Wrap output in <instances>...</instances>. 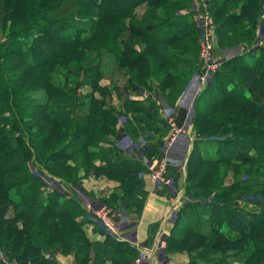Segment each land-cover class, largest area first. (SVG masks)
Here are the masks:
<instances>
[{
  "label": "trees",
  "instance_id": "1",
  "mask_svg": "<svg viewBox=\"0 0 264 264\" xmlns=\"http://www.w3.org/2000/svg\"><path fill=\"white\" fill-rule=\"evenodd\" d=\"M137 1L120 0L119 5L112 6L117 0H81L79 5L84 4L89 13L98 19V23L103 25L104 22L111 23L113 22L112 20H117L122 15L128 14L130 7ZM145 1L147 0H142L140 4H145ZM148 1L152 4V9L157 10L158 7L168 4L170 0ZM228 1L233 0H222L220 3L218 0H212L213 4L218 2V9L213 10L212 14L216 17L221 15L220 19L223 22L218 27L221 31L226 33L234 32L237 29V24L242 19L246 20L250 25L256 22L255 15L260 8L259 0H244L242 10L237 14H233V16H228L227 10H225ZM62 3L63 0H6L8 9L5 19L12 21L13 26L21 25V27L12 32L11 37L2 43L0 48L2 49L5 44L10 46L6 49L7 52L14 56L22 57L25 60V64H29V70H32L30 68L33 67L37 68L36 66L46 68L55 59L68 55L69 51L75 46V40H78L73 35L68 36L69 31L67 29L71 26L68 25L66 27L67 25L64 23H52L50 20L47 23V19H44L43 22L45 21L49 27H45V29L41 27V30L39 28V33L31 34L35 30L34 24H32L33 21L40 16L54 14V11ZM181 3L182 0H172V5ZM108 7L112 9V12L107 11ZM122 7H126L124 12L121 9ZM157 16L149 15V18H146L145 25L140 26L139 29L134 25L135 28L133 30L136 29L138 37L147 44L146 52H141L140 54L133 50V46L127 48L125 50L127 62L125 71L139 69L138 73L140 72L141 75V71L145 68L147 62L149 64L154 63V66L159 69H165L166 73H164L162 86L159 90L161 95L165 94L166 99L173 104L179 98L180 93L178 94V92L182 91L186 86L185 77L187 73L185 72L187 71L178 70L179 73H176V68H169L167 64L174 63L176 66L186 67L184 60L176 58L175 61L174 55L176 53H179L182 57H186V55L189 57L192 52L193 57L196 58L198 52L197 39L200 36L199 29L194 21L178 15L177 12L164 19L159 16L160 19H158ZM225 16L228 18H225ZM54 27L58 28L53 30ZM61 27L65 28L61 29ZM229 27H231V30ZM99 28L93 34L98 35L100 33ZM46 31L55 33L57 38L60 36L59 38L68 42L73 41L74 43H68L67 45L65 43L64 47H59L60 42L55 43L50 38V40L47 39L48 33ZM25 33L32 40L28 46L24 45L21 40ZM192 33L196 37L193 44H190V46L189 44H182L180 46L181 39H190L193 36ZM219 42L223 43V39L219 38ZM130 43H132V38ZM69 45H72V47L69 48ZM29 58H31V62H27ZM36 59L39 62H43L42 67L39 63L35 64ZM253 62H258L264 68V48ZM31 63L34 65H30ZM0 66L2 65L0 64ZM243 66L240 59L236 58L223 61L222 68L215 73V81H212L206 87L199 99L200 103L205 100L204 106L199 102L196 105L197 112L193 123L194 132L198 140L195 142L187 165L185 192V196L191 201L184 204L181 209L180 215L185 222V228L183 229L185 237L182 242L177 244L181 252L185 250L192 252L203 248L208 249L212 254L222 253L226 258L219 261L210 260L201 257L202 254L199 252L200 256L197 255V257L190 258L188 264H264V70L258 72L252 65L246 66V69ZM2 67H4V64ZM228 68L241 69V73L249 85L248 94L240 85L236 84L234 87L232 84H228L235 82V79L227 74ZM176 78H179V80H176ZM226 80H228L227 84L223 85ZM129 81L130 83L126 88L127 91L146 87L148 83V81L137 79V77ZM123 91L120 86L114 89V92L120 97L121 95L124 96ZM3 93L0 89V97ZM256 94L263 96V102H259V100L254 98ZM124 98L125 106L129 110L128 114L135 115L134 121L136 119V122L145 126L144 128L141 126L142 129H153L154 127L151 123L161 122L165 124L162 134L169 132L167 123L163 120L161 121L156 112L151 114L152 109L155 107L154 100L143 103L130 100L127 96ZM96 102L97 100L94 97L92 104L89 106L90 109L88 108L91 113L79 115L78 119L72 123L73 134L69 136L70 139L72 138L70 141H73L65 143L63 148L61 146L53 147L49 154L50 158L46 161L45 158L47 157L45 155L43 157L46 146L51 141L58 144L57 137L64 135L66 129L68 130L66 134H68L70 129L68 127L60 129V125L50 118V115L49 118L48 116L45 117L44 113L40 122H43L44 125L45 123L50 125L51 128L46 140L41 145L40 152L36 153L35 150L34 157H36L37 161L44 163L46 168L57 166L60 169H63L64 164L71 160L80 165L79 169L81 167L86 169L88 165L91 166L93 164L96 166L95 161L100 159L101 164L96 167L110 178L116 179L121 183L125 182L124 185L126 187H128V184L130 187L124 191V195L128 197L129 194L133 193L135 196L131 199L128 198L126 201L130 200L136 207L140 206L143 203L142 201H145L144 182L139 177V174L144 172L145 168H143L140 161L124 157L116 148H101L96 153L91 151L92 143L100 142V139L106 141L104 134L110 131L108 127L109 121H116V119H112L111 113L103 112L95 104ZM34 106L40 107L42 110L40 112L43 113L44 109L42 107L44 108L45 105L37 104ZM66 108L70 112L68 116L71 119L76 118L78 114L73 112L74 107ZM0 109L1 113L6 110L4 108ZM5 114L3 113L0 116L1 135H4L0 136V138H5L4 141L0 142L1 253L5 257L8 254L11 259L18 261L19 264H51V261L45 258L43 253H46L48 247L55 240V242L61 243L65 247V255L74 252L72 249L78 246V248L80 247L79 250L75 251L77 256L84 249H92L93 251L97 249V257L103 254L104 258L96 260L98 264H106L109 261L106 255L109 254L116 256L111 260L113 261L112 264H118V262L124 260H127L126 264H128V261L129 264L133 263L135 250L132 249L129 243L118 241L111 236H106L103 242L93 243L88 240L85 234V224L78 219L80 216H85L86 213L82 208L81 211L75 214L69 210L70 206L79 208L80 200L64 198L59 192H52L47 196L44 195L45 192L41 183L43 179L33 175V172L29 169L31 167L29 163L31 159L27 155L29 150L27 149V151L18 154L19 149L22 148L20 147L22 144L19 143L21 139L12 134L8 136V131L4 129L5 125L14 126L13 124L15 123L14 119H10L12 114ZM68 116L62 119L61 126L64 122L66 123L70 120ZM213 118H219V122L222 125L219 127L213 126L211 122ZM44 130H47V127ZM219 130H222V134H217ZM40 131L41 129L39 133ZM83 134L85 135L83 142L76 141L77 137ZM40 135L42 136L43 133H40ZM217 135L225 136L226 138L222 141L208 139V137L211 138ZM96 137L99 140H94ZM30 138L27 135V139L30 140ZM208 144L215 145L218 151L217 156H204L205 153L202 150V146ZM23 145L27 146L25 140ZM159 146H163L161 138L157 140L156 144L150 145V159L158 154ZM7 148H10L8 152L5 151ZM223 164L228 165L235 171L242 168L246 177L240 180L236 179L237 181L235 180L229 186L226 184L218 185L223 181V174L217 171L216 167ZM75 171L78 173L77 170ZM61 173V171L58 172V174ZM64 176L68 180L76 177V175L73 177L66 174ZM255 187H261V193L263 194L259 203L260 210L248 212L241 207L238 209L233 208L231 201L225 199L234 196V194L238 195L239 192L246 193V191ZM138 198L141 200H136ZM201 222H206L208 225L203 226ZM205 227L209 228L207 232ZM46 230L50 231V235L45 234ZM175 235L176 233L172 232L167 239L169 247L174 246L173 238ZM252 237H256L255 240H251ZM74 238L76 239L75 241ZM83 240L85 242H81ZM241 242L247 246L253 245L255 248L252 251L242 249ZM227 245H236L237 248H230ZM229 249L237 250L236 252L238 253L227 255V250ZM86 261L87 257L84 255L81 256L78 262H80L79 264H85Z\"/></svg>",
  "mask_w": 264,
  "mask_h": 264
},
{
  "label": "rangeland",
  "instance_id": "2",
  "mask_svg": "<svg viewBox=\"0 0 264 264\" xmlns=\"http://www.w3.org/2000/svg\"><path fill=\"white\" fill-rule=\"evenodd\" d=\"M203 3V8L206 6L207 11L209 12V17L213 22V30L211 31V35L213 38V52L212 55L214 59L220 61L224 60V57H227L231 54L234 55V57L230 59H240L241 63L244 65L243 68L246 69V66L249 67L252 65L254 69H256L258 72H261V70H264L261 64L258 62L254 63L253 61L256 59V56L260 54V51L264 48V0H259L260 2V8L259 11L255 15L256 22L252 25L248 24L246 20L242 19L239 21V24H237V29L234 30V32L230 31L231 33H226L224 31H221L220 27L223 22L221 20L220 16L216 17L213 16L212 11L215 9H218V2L220 3L222 0H218V2H215V4L212 3V0H182L181 4H175L172 5V0L169 1L168 4L162 5L160 8L158 7L157 10L152 9V4L147 0L145 1V4H140L142 0H138L134 5L130 7V12L125 14V16H121L117 20H112L111 23H98V19L93 17L92 14L89 13V10L85 7V5H79L81 0H63V3L61 6L54 11V14L48 16L46 14L44 16H40L39 18H36L32 24L33 27H35V30L31 34H37L39 33V28L41 30V27L45 29V27H49L46 25V22L49 23V20L52 23H64L65 26L69 27L67 31H69V35L75 36L76 43L73 41H66L65 39L57 38L55 36V33H48L47 39H51L52 42L59 43V47H64V44L67 45L68 43H74L75 46H73L72 50L69 51L68 55L61 56L57 60L53 61L50 65H47L46 68H39V66H36L37 68H30L32 70L28 69L29 64H25V60L21 57L14 56L7 52L6 49H8L10 46L3 45V48H0V64L4 67L0 66V89L2 92H4L0 97V108L6 109L4 114H12L10 119H14V126L11 125H5L4 129L8 131L7 135L11 136L15 135L18 139L20 138V142L22 145L21 149H19V152L27 151V149L30 151L29 154L27 152L28 157H30L31 161L29 162L31 167V171L33 172V175H36V170L41 171L43 176L49 180L43 181V191L45 192V196L50 195L52 192H59L61 194V191L58 186L54 185L53 183L49 184L53 180V178H57L60 181H62L65 185H68L72 190L80 192L81 195H85L86 193V187L87 183L89 182L90 178H93L94 176L96 178L103 177V180L109 179L113 182L117 183L118 186L115 188V191L108 197V201L100 198V197H94L96 200L97 198L101 199L99 201L93 202V207H95L96 210L105 209L106 211L111 212L113 216L120 217L123 215L122 210L123 208H126V206H129L130 208H133L135 205L132 203V201H126L128 198H133L135 195L133 193L127 195H124V191L126 189H129L128 187L124 185V183L119 182L116 179L110 178L108 175H106L102 170L98 169L93 164L91 166H87L86 169L80 168L79 164H76L73 160L69 161L68 163L64 164V168L60 169V167L57 166H49V168H46L44 163H41L40 161H37L36 157H34L35 150L36 153L41 150V145H43L44 140H46L47 135L50 131V125H47L43 122H40L43 114L45 113V117L50 115V118H52L58 125H60V129H65L68 127L70 130L68 134L65 130V134L57 137L59 143L57 144L54 141H51L46 146V151L43 152L44 155L47 157L46 160H49V154L52 148H56L61 146L63 148L65 143L72 142L70 141V136L73 134L72 132V123L78 119V116L83 113H88L89 106L92 104L93 99L97 100L95 104L100 107V109L103 112H108L109 114H112V119L116 121L111 122L109 121V130L104 135V138L106 141L110 142L112 133L113 135L116 134L117 129L120 127L121 118L126 117V121L130 120L129 116H131L129 113V110H127V107L125 106V96H129L128 94H134L139 93L140 88L133 90H126L127 86L129 85L130 81L133 78L145 80L148 81L146 87H141L142 89H145L146 92L155 93V98H159L160 100H163V98H166L165 94L160 93V88L162 86V79L164 76L165 69H159L157 66H154V63L149 64L146 63L145 68L142 69L141 75L140 72L138 73L139 69L126 72V51L127 48H130L133 46V50L140 53L146 52V42L141 40L140 37H138V33H136V29L133 30V28H138L140 26L145 25L146 18H149V15H158L161 18H168L171 14L180 13V15L185 16L191 21H194L197 28L199 24V18L201 16L200 8L197 6L200 2ZM244 0H233L228 1L226 4L225 10H227L228 16H233V14H237L242 10ZM120 4V0H117L116 3H113L112 6H116ZM111 7V5H110ZM108 7L107 11L112 12V9ZM30 8V7H29ZM8 6L6 5V0H0V46L2 43L6 42L5 40L11 37L12 32L16 31V29H19L21 25L13 26L12 21H7L5 19L7 14ZM123 12L125 11L126 7H122ZM223 14V13H222ZM157 16L158 19H160ZM225 18H228L225 16ZM46 20V22L43 20ZM219 19V20H218ZM101 24V27H100ZM135 25V26H134ZM74 27V28H73ZM100 27V28H99ZM58 27H54L56 29ZM65 27H61L63 29ZM99 28L100 33L98 35L93 34L96 29ZM231 30V27H229ZM103 31V32H102ZM76 32V33H75ZM75 33V34H74ZM61 35V34H60ZM193 35V33H192ZM200 35V34H199ZM25 36V37H24ZM72 37V36H71ZM132 38V43H130ZM195 36L193 35L190 37V39H181V44H193L195 41ZM219 38L223 39V43L219 42ZM49 39V40H50ZM22 43L24 45L28 46L30 44L29 42L32 41L31 37L28 38L26 33L23 35ZM201 35L197 39L198 44V52L196 54V58L193 57V53L191 52V55L189 57L186 55V57H182L179 53L174 55L175 61L176 58H180L185 61L186 67L183 66H176L174 63L167 64L169 68H176V73L179 71H187L185 73L186 77V86L185 88L178 92L179 94V100L183 98L185 95H187L188 89L192 86L193 83L199 85V73H200V56H201ZM25 46V47H26ZM72 47V45H69V48ZM7 52V53H6ZM178 52V51H177ZM12 55V56H11ZM238 55V56H237ZM183 56H185L183 54ZM28 58V57H27ZM41 59V58H40ZM42 60V59H41ZM243 60V61H242ZM245 60V61H244ZM35 64L39 63L42 64L43 62H39L37 59L35 60ZM27 62H31V58ZM30 65H34L31 63ZM196 67V68H195ZM219 70L222 68V63L219 64ZM124 68V69H123ZM2 69V70H1ZM173 70V69H172ZM179 70V71H178ZM227 74L235 79V82L228 83L232 84V86H236V84L240 85L244 91H248V82L245 80L244 75L241 73V69H227ZM173 72V71H172ZM143 73V74H142ZM174 73V72H173ZM144 77V78H141ZM215 74L212 76V81L214 80ZM179 80V78H176V80ZM237 79V82H236ZM226 80L223 85L227 84ZM212 83V82H211ZM210 83V84H211ZM197 85V86H198ZM222 85V87H223ZM247 85V86H246ZM121 87L123 89L124 96L121 95L117 96V94L114 92V89L116 87ZM182 87V86H181ZM179 89V88H178ZM197 89H195V92ZM140 94V93H139ZM248 94V92H247ZM249 96V95H248ZM256 100H259V102H263V96L261 94L254 95ZM197 97V94H196ZM195 97V98H196ZM80 102V103H79ZM178 102V101H177ZM200 103L199 98L197 99L194 108H195V114L197 112L196 105L197 103ZM82 103V104H81ZM176 103V102H175ZM212 103V102H211ZM45 105L43 113L40 112L41 108L34 106V105ZM174 104V103H173ZM204 106L205 100L200 103ZM94 106V104H93ZM157 106V103L155 104V107ZM66 107H74L73 112L78 115L76 118L71 119L70 112ZM89 108V109H88ZM1 110V109H0ZM42 111V110H41ZM78 111V112H77ZM155 111H151V114H154ZM158 110H156V114H158ZM0 112V116L3 114ZM5 114V115H6ZM128 114V115H127ZM66 116H68L70 119L68 122H64L61 126L62 119H64ZM160 118V117H159ZM195 118V115H194ZM193 118V121H194ZM215 119H217L215 121ZM81 120V117H80ZM162 121V118H160ZM71 121V122H70ZM49 122V121H48ZM60 122V123H59ZM213 126L219 127L222 125L221 122H219V118H213L212 121ZM116 123V124H114ZM161 129L156 126V123H151L153 127L155 128V134L156 136H161L165 127V124H162L161 122H157ZM193 123V122H192ZM194 124V123H193ZM53 125V124H52ZM168 125V124H167ZM47 127V130H44V128ZM59 128L58 126H56ZM64 127V128H63ZM144 128L145 126L142 125ZM41 129L40 133H43L41 136L39 133V130ZM115 129V130H114ZM169 133L166 136V138L169 137L171 132V127L168 125ZM114 130V132H113ZM112 131V132H111ZM222 130H219L217 134H222ZM0 130V136L1 135ZM93 134V133H92ZM91 134V136H92ZM95 134V133H94ZM216 134V133H215ZM24 135V137H23ZM27 135H29L31 138L30 140L27 139ZM70 135V136H69ZM58 136V135H57ZM90 136V135H89ZM218 137H221L217 135ZM215 136V137H217ZM26 137V138H25ZM77 137V136H76ZM85 138V135H80L77 137L76 141L79 140L80 142H83ZM5 139V138H4ZM4 139L0 138V142L4 141ZM74 139V136H73ZM25 140L27 146L23 145V141ZM94 140H99L98 137ZM167 140V139H166ZM166 140L164 141L163 146H161L162 153H164V146L166 143ZM102 141V142H101ZM106 141L100 139V142L97 141L95 143H92V148H102L101 146ZM144 143L145 141H141ZM140 145V143H138ZM146 147V146H145ZM145 147H138V151L141 153V155L148 157V153L144 152ZM10 148H7L5 151H9ZM202 150H206L209 153L213 151V156H215V152L217 151V148L214 144H208L202 146ZM11 151V150H10ZM63 152V151H62ZM62 156V154H61ZM165 157V156H164ZM164 157L161 159V161L164 159ZM52 158V157H51ZM51 160V159H50ZM159 161V163L161 162ZM34 164V165H32ZM47 164V163H46ZM217 171L223 174V181L219 183L218 185H232L236 179H243L245 176L244 170L241 168L238 171L233 170L228 165H219L216 167ZM84 169V170H83ZM255 169V168H253ZM77 170L78 173L75 171ZM62 172L61 174H58V172ZM67 176H75V178H70L69 180L66 179L64 175ZM65 178H64V177ZM237 181V180H236ZM254 190V191H253ZM186 192V191H185ZM208 192V191H206ZM237 192V191H236ZM255 195H254V193ZM261 187H255L252 190L246 191V193H241L234 196H230L229 198H225L228 201H231L233 208H239L241 207L245 211L248 212H254L255 210H260L259 203L261 202L262 193H261ZM235 193V192H234ZM250 193V194H249ZM253 193V194H252ZM63 195V194H62ZM77 195V193H74V197ZM66 198V196H63ZM78 199V198H77ZM80 200V199H79ZM136 200H141L140 198ZM142 205L135 206L136 212L140 213V209L145 203V201H142ZM184 205L181 206V209ZM75 207V206H74ZM79 208L75 209L72 206H70L71 213H78V211H81L82 206L79 204ZM180 208V206H179ZM87 215V214H86ZM180 215V214H179ZM203 226L208 225L206 222H201ZM178 227L173 228L172 232H175L176 235L174 236V246L169 247V245L164 243L159 248L156 249L155 253L152 255H146L145 252H135V258L134 262L130 264H144V263H150V261H157L159 264L168 263L170 261V258L172 255H179V254H185L188 255V260L190 261V258L197 257L200 253L202 254L201 257L208 258L210 260H225L226 256L222 253H210L208 249H200L196 251L189 252L188 250L185 251H179V246H177L178 242H182L184 240V231L185 228V222L184 220L181 221L180 224H178ZM205 231L209 230V228L205 227ZM47 231V232H46ZM45 234L50 235V231L46 230ZM169 234L167 233V237ZM165 238V237H164ZM256 237H252L251 240H255ZM167 239V238H165ZM76 239L74 238V241ZM250 240V241H251ZM81 242H85L84 240ZM253 243V242H252ZM242 245V249L252 251L255 246L249 245L247 246L245 243H240ZM237 244V245H240ZM189 245V243H188ZM230 248H234L236 245H227ZM65 247L58 242L53 241L51 245L48 247V250H46V253L50 254V256H57L58 254L61 255H71L76 258V263L79 264L81 256H86L87 261L85 264H98L96 260L98 258H104V256L100 255L97 257L98 250L96 249L93 251L92 249H84L80 253L79 256H77L75 251H78V246L73 248L72 251L69 254H64ZM202 250V251H201ZM222 251V250H221ZM237 250L229 249L227 250V255H235L238 252ZM100 252V251H99ZM200 252V253H199ZM96 253V256H95ZM100 254V253H99ZM76 255V256H74ZM108 260L114 259L116 256L114 255H106ZM200 256V255H199ZM91 257V258H90ZM95 258V259H94ZM174 258V257H173ZM5 259L7 262H10V264H19L18 261L11 259V257L6 254ZM139 261V262H138ZM100 262V260H99ZM127 260L120 261L118 264H126ZM53 264V263H52ZM129 264V261H128ZM239 264V263H235Z\"/></svg>",
  "mask_w": 264,
  "mask_h": 264
},
{
  "label": "crops",
  "instance_id": "3",
  "mask_svg": "<svg viewBox=\"0 0 264 264\" xmlns=\"http://www.w3.org/2000/svg\"><path fill=\"white\" fill-rule=\"evenodd\" d=\"M180 15V13H177ZM235 55V53H234ZM233 54L224 57L228 60L234 57ZM238 56V55H237ZM195 89H197V84L193 83L192 86L188 89L187 95H185L181 100L179 98L176 100L174 104L170 103L166 98L160 100L159 98H155V93L150 94L148 97L143 96L141 93L138 94L140 97H135L133 101H139L143 103H147L150 100H154L156 107H154L153 111L156 112L158 110V117L162 118L165 123L167 120L173 119L174 122L180 127L186 130L185 133H182L178 136L179 139L173 144V146L166 152L164 155L161 151V147H158V154L150 159V145L156 144L157 140L161 138V142L167 139L166 136L169 132L162 134L161 136H156L154 127L153 129H142V124L134 121L133 114L129 116L130 120L126 121V117L121 118L120 127L117 129L116 134H112L111 141H106L101 146L103 149L106 148H116L118 149L121 155L131 160H139L143 168H145L144 172L139 174V177L142 178L144 182L143 191L145 193V203L140 209V213L136 212L135 206L130 208L126 206L123 208L122 214L120 217L113 216L116 226L119 229V233L121 236L127 239V243H129L135 252L139 254V252H148L154 254L156 249L161 245L166 243L168 244V238L172 234V230L175 227H178L183 221L181 215V206L191 201L185 196L186 191V178L188 172V162L189 158L192 154V150L194 149L195 142L198 140L197 135L194 132V124L193 118L195 115L194 105L197 99L201 98V95L196 97ZM130 95V94H129ZM137 95V94H136ZM196 97V98H195ZM127 98L130 99L129 96ZM131 100V99H130ZM178 101V102H177ZM128 115V114H127ZM158 128L161 129V126L156 123ZM168 124V123H167ZM134 125V126H133ZM169 125V124H168ZM141 141H145L142 143ZM140 143V145L138 144ZM143 144H146L145 151L148 153V157L141 155L138 151V147ZM101 149V148H100ZM99 148H92L91 151L95 153L98 152ZM204 151V156L215 157L218 154V151L214 153L211 151L210 153L206 150ZM206 151V152H205ZM167 156L168 159V173L171 175L175 181V191H169L165 188H159L155 185V183L151 179V170L156 168L159 161ZM101 164L100 159L95 161V165L99 166ZM86 193L85 195H81L75 190H72L68 185H60L59 189L61 191V195L66 196V198H78L80 199V204L82 209L87 214L85 216H80L79 221L84 222L85 234L90 242H103L106 239V233L101 230V228L97 227L95 224L91 223L92 212L95 211V207H93V202L99 201L101 199L94 197H100L108 201V197L115 191V188L118 186L117 183L112 180L105 179L103 177L90 178L87 183ZM74 193L77 195L74 197ZM180 206V208H179ZM167 233L169 234L167 237ZM167 239H165V238ZM45 258H51V264H75L76 258L71 255H61L50 256L48 253H43ZM76 256V255H74ZM174 257V258H173ZM49 260V259H48ZM113 261H107L106 264H112ZM188 255L179 254L172 255L170 261L168 263L163 264H188ZM0 264H10L5 259V255L0 252ZM148 264V263H144ZM149 264H159L157 261H150Z\"/></svg>",
  "mask_w": 264,
  "mask_h": 264
},
{
  "label": "built area",
  "instance_id": "4",
  "mask_svg": "<svg viewBox=\"0 0 264 264\" xmlns=\"http://www.w3.org/2000/svg\"><path fill=\"white\" fill-rule=\"evenodd\" d=\"M205 1V0H204ZM203 1L197 4V6L200 8L201 16L199 18V24H198V29H199V34L201 35V56H200V62H201V67H200V73H199V85L197 86V91L195 92L197 96L201 95V93L206 89V87L212 82V76L219 70V64L222 63V60L218 61L214 59L212 52H213V38L211 35V31L213 30V22L209 17V12L207 11L206 6H203ZM202 5V6H201ZM139 93H141L143 96L148 97L150 92H146L145 89L140 88ZM139 93H134V94H128L130 99L133 100L136 96L140 97L138 94ZM137 94V95H136ZM160 104V103H157ZM167 123L171 127V132L169 137L166 140L165 146H164V153H166L172 146L173 144L177 141L178 136L182 133H185L186 130L179 125H177L173 119H168ZM225 136L222 137H211L208 139L214 140V141H222L225 139ZM146 144L141 145L140 147H145ZM36 176L41 177L43 181H49L47 180L41 173V171L36 170ZM151 179L155 183L156 186L159 188H165L169 191L174 192L175 189V181L171 175L168 173V159L167 156L164 157V159L158 163L156 168L151 170ZM53 183L56 186L63 185L64 183L60 181L57 178H53L49 184ZM91 223L96 225L97 227L101 228L103 232L106 233L107 236H111L115 238L118 241L121 242H126L127 239L123 236L120 235L119 229L115 224L114 217L111 214V212L106 211L105 209L101 210H96L92 212L91 216ZM1 252V251H0ZM147 255H152L151 253L145 252ZM51 260V258H48ZM139 262V261H138Z\"/></svg>",
  "mask_w": 264,
  "mask_h": 264
},
{
  "label": "bare ground",
  "instance_id": "5",
  "mask_svg": "<svg viewBox=\"0 0 264 264\" xmlns=\"http://www.w3.org/2000/svg\"><path fill=\"white\" fill-rule=\"evenodd\" d=\"M179 139V138H178Z\"/></svg>",
  "mask_w": 264,
  "mask_h": 264
}]
</instances>
